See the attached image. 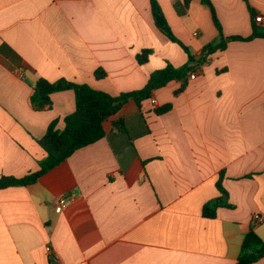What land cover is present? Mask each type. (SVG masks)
Here are the masks:
<instances>
[{"label":"crops","instance_id":"0c3cea01","mask_svg":"<svg viewBox=\"0 0 264 264\" xmlns=\"http://www.w3.org/2000/svg\"><path fill=\"white\" fill-rule=\"evenodd\" d=\"M157 1L198 59L218 36L210 10L200 0ZM211 2L226 37L249 36L254 22L264 28V0H248L254 16L243 0ZM187 61L155 26L150 0H0V175L38 171V140L75 111L72 90L34 108L39 79L116 97ZM194 72L178 94L182 83L172 81L141 108L129 98L104 121L105 137L36 183L0 189V264H235L252 228L264 239V38L232 41ZM222 171L234 208L204 218Z\"/></svg>","mask_w":264,"mask_h":264},{"label":"trees","instance_id":"16d2710c","mask_svg":"<svg viewBox=\"0 0 264 264\" xmlns=\"http://www.w3.org/2000/svg\"><path fill=\"white\" fill-rule=\"evenodd\" d=\"M200 1L210 10L218 36L214 41L203 47L200 57L196 59L190 49L174 35L159 2L157 0H150L155 26L170 41L182 47L188 55V61L180 67H175L168 63L164 68L153 71L145 87L140 90L123 93L115 97L106 92L96 90L88 84H78L66 79H60L55 82L39 79L34 84L30 97L34 108L42 110L45 107H50L51 95L53 93L72 90L75 95V111L65 118L63 130H58L56 123L52 122L45 135L38 140V144L46 152V157L39 161V170L23 177L0 175V189L34 184L42 175L66 161L78 149L93 144L105 137L104 121L115 115L129 98L133 99L141 108L142 102L149 99L155 90L165 87L172 81H180L182 83L180 89L176 92L178 94L185 89L190 73L200 70L209 61L212 54L225 50L228 43L232 41L248 42L256 38H264V28L258 27L255 22L252 24V33L247 37L224 36L222 26L211 0ZM243 1L247 4L249 12L254 16V10L249 5L248 0ZM189 2L190 0H185L186 4ZM151 53V49L142 50L137 55L138 62L140 64L146 63ZM103 76L104 72H96L97 78ZM170 108V104L165 105L158 108L156 113H164ZM223 179L224 172L222 171L216 182V187L220 194L203 205L202 215L204 218H215L218 208H234L229 202L227 190L223 187ZM262 258H264V239L252 228L244 237L240 254L235 264H252Z\"/></svg>","mask_w":264,"mask_h":264},{"label":"built area","instance_id":"2783aa9c","mask_svg":"<svg viewBox=\"0 0 264 264\" xmlns=\"http://www.w3.org/2000/svg\"><path fill=\"white\" fill-rule=\"evenodd\" d=\"M255 21H256V22H261V21H262V17H261V16H256ZM196 75H197V73L194 72V71H192V72L190 73L189 77H190L191 79H193V78L196 77ZM65 203H66V199H65V197H63V196H62V197H59V198L57 199V202H56V205H57V206H56L55 211H56L57 213H60L61 210H62V208L64 207ZM253 222H254V224H260V223L263 222V217H262L260 214H256V215H254V217H253ZM51 251H52L51 248L48 247V252H49V253H52Z\"/></svg>","mask_w":264,"mask_h":264},{"label":"water","instance_id":"95a60500","mask_svg":"<svg viewBox=\"0 0 264 264\" xmlns=\"http://www.w3.org/2000/svg\"><path fill=\"white\" fill-rule=\"evenodd\" d=\"M117 104V103H116Z\"/></svg>","mask_w":264,"mask_h":264}]
</instances>
